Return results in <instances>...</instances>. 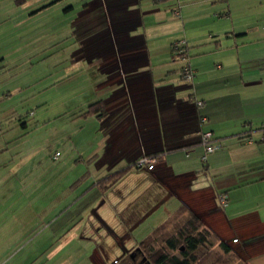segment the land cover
<instances>
[{
  "label": "crops",
  "instance_id": "1",
  "mask_svg": "<svg viewBox=\"0 0 264 264\" xmlns=\"http://www.w3.org/2000/svg\"><path fill=\"white\" fill-rule=\"evenodd\" d=\"M85 1L71 23L76 44L70 68L77 82H90L91 103L103 102L107 116L102 121L91 117L94 132L81 131L78 141L93 139L87 148L94 150L96 182L126 170L116 185L98 193L92 213L99 218L97 226L102 222L125 251L134 230L172 204L173 211L167 210L166 220L153 231L181 211H190L220 240L234 250L237 246L241 258L264 264V0ZM9 6L5 14L12 10ZM67 8L74 10L73 4ZM177 9L180 17L174 14ZM36 11L37 5L32 15ZM6 32L0 30V39ZM49 33L40 40H53ZM30 36L36 41L40 34L32 30ZM179 40L188 43L196 75L191 82L182 79L181 63L173 58L172 46ZM4 63L2 58L1 68ZM85 71L88 77L82 78ZM3 113L0 136L9 120ZM20 125L28 128L26 120ZM205 132H211L219 146L206 166L201 145ZM245 135L254 143L244 142ZM6 151L0 149V158ZM142 156L157 157L154 171L132 167ZM51 183L52 178L48 186ZM222 195L227 196L224 207ZM139 204L146 206V214L132 225L134 214L126 217L121 212L129 213ZM103 208H108L107 220L99 216ZM126 219L129 225L122 226Z\"/></svg>",
  "mask_w": 264,
  "mask_h": 264
},
{
  "label": "rangeland",
  "instance_id": "2",
  "mask_svg": "<svg viewBox=\"0 0 264 264\" xmlns=\"http://www.w3.org/2000/svg\"><path fill=\"white\" fill-rule=\"evenodd\" d=\"M50 2L0 0V30L7 31L0 39V59L4 58L6 66L0 76V113L9 119L0 136V149H7L0 162L11 164L0 166V177L6 176L0 182V198H6L0 202V230H4L1 237L5 241L4 246L0 244V264H126L137 247L129 245L154 232L174 206H163L141 223L125 251L123 242L119 240V247L102 222L97 226L99 218L92 213L98 207V193H103L94 177V150L87 148L93 139L78 141L81 131L94 132L87 113L93 92L90 82L82 84L77 76L72 77L69 59L76 44L71 23L86 1L62 0L59 6L32 15L34 6L39 10ZM70 4L74 10L67 12ZM9 5L13 8L5 14ZM20 14L26 16L19 18ZM47 22L54 27L47 28ZM32 30L40 34L36 41L31 39ZM51 31L53 40H40L43 33L48 36ZM27 36L31 41L25 40ZM86 76L85 71L81 77ZM20 120L27 121V129L19 126ZM57 152L61 155L58 159ZM145 207L139 204L129 213H121L134 214V225L139 215L146 214ZM107 211L103 208L99 216L107 220Z\"/></svg>",
  "mask_w": 264,
  "mask_h": 264
},
{
  "label": "trees",
  "instance_id": "3",
  "mask_svg": "<svg viewBox=\"0 0 264 264\" xmlns=\"http://www.w3.org/2000/svg\"><path fill=\"white\" fill-rule=\"evenodd\" d=\"M61 1L51 0L47 6L39 9L36 13L44 12L46 8ZM65 10L67 11L68 8ZM174 14L180 17L179 9L174 10ZM183 41L185 42L184 45L181 44ZM172 54L173 58L181 63L180 72L182 79L189 82L193 81L196 75L189 64V47L187 41L179 40L175 42L172 46ZM2 69L0 67V76ZM188 71L191 74V79H185ZM87 113L89 117L96 116L100 121L104 120L107 116L103 102L90 105V110ZM245 136L243 141L247 142V139L251 138V136ZM211 142L213 146L219 149L214 138H212ZM201 145H203L202 141ZM213 153L206 154L204 148V156L202 157L204 166L207 165L208 156ZM142 158L155 159L157 163L156 156H142L132 167L142 170L143 168L138 166ZM125 173L126 170L120 171L100 180L98 187L105 192L116 185L124 177ZM123 223L129 225L127 219L125 222L123 220ZM134 261H137L139 264H250V261H244L225 241L215 238L213 232L196 214L190 211L186 214L184 210L176 218L160 226L152 235L138 244L136 249L131 252V260L126 264H133Z\"/></svg>",
  "mask_w": 264,
  "mask_h": 264
},
{
  "label": "built area",
  "instance_id": "4",
  "mask_svg": "<svg viewBox=\"0 0 264 264\" xmlns=\"http://www.w3.org/2000/svg\"><path fill=\"white\" fill-rule=\"evenodd\" d=\"M184 41L181 42V44L184 45ZM185 79H191V74H189V71L186 73L185 75ZM198 106H202V102H198L197 103ZM262 141L264 142V128L262 129ZM212 138H213V135L211 132H205L201 135V141L203 143V146L205 148V151H206V154H209V153H213L214 151L218 150V147L216 146H213L212 145ZM247 142L248 143H254V140L252 138H249L247 139ZM60 157V154L58 153L56 155V159H58ZM205 159V158H204ZM156 160L155 159H149V158H142L139 163H138V166L143 168V169H146V170H154L155 166H156ZM219 200H220V204L221 206H227V196L225 195H222L219 197Z\"/></svg>",
  "mask_w": 264,
  "mask_h": 264
}]
</instances>
